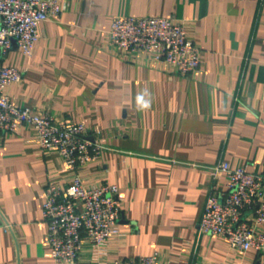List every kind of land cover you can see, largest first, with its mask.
Instances as JSON below:
<instances>
[{
  "label": "crops",
  "instance_id": "1",
  "mask_svg": "<svg viewBox=\"0 0 264 264\" xmlns=\"http://www.w3.org/2000/svg\"><path fill=\"white\" fill-rule=\"evenodd\" d=\"M43 20L34 55L17 41L3 60L24 70L7 90L20 106L84 122L108 146L80 169L88 186H120V233L106 261L160 252L168 264H264V253L201 233L208 194L226 175L222 160L264 173V0H61ZM116 16L181 20L202 49L201 69L182 77L144 53L109 46ZM147 89L151 107L135 98ZM60 156L41 150L32 128L0 130V264H60L46 244L48 180L70 181ZM85 243L80 264H101Z\"/></svg>",
  "mask_w": 264,
  "mask_h": 264
},
{
  "label": "built area",
  "instance_id": "2",
  "mask_svg": "<svg viewBox=\"0 0 264 264\" xmlns=\"http://www.w3.org/2000/svg\"><path fill=\"white\" fill-rule=\"evenodd\" d=\"M66 8L61 0H0V130L34 129L41 150L59 155L71 170L68 182L48 180L42 205L48 224L46 244L56 262L80 264L87 243L93 253L100 254L101 264H168L161 261L159 251L106 261V246L120 233L124 208L120 186L108 181L88 186L80 169L100 158L108 146L84 122L60 120L47 109L20 106L8 93V86L24 77V70L3 64L13 39L32 57L40 22L60 16ZM109 46L123 58L144 53L182 77L194 76L201 69V47L188 36L185 23L173 17L116 16ZM206 170L215 177L226 175L227 181L225 189L216 184L208 194L200 232L222 237L236 250L255 248L264 253V173L227 160L207 165Z\"/></svg>",
  "mask_w": 264,
  "mask_h": 264
},
{
  "label": "clouds",
  "instance_id": "3",
  "mask_svg": "<svg viewBox=\"0 0 264 264\" xmlns=\"http://www.w3.org/2000/svg\"><path fill=\"white\" fill-rule=\"evenodd\" d=\"M136 107L140 111L147 110L151 107V94L147 89L139 92L135 98Z\"/></svg>",
  "mask_w": 264,
  "mask_h": 264
},
{
  "label": "water",
  "instance_id": "4",
  "mask_svg": "<svg viewBox=\"0 0 264 264\" xmlns=\"http://www.w3.org/2000/svg\"><path fill=\"white\" fill-rule=\"evenodd\" d=\"M17 40L16 39H13V42H16Z\"/></svg>",
  "mask_w": 264,
  "mask_h": 264
}]
</instances>
